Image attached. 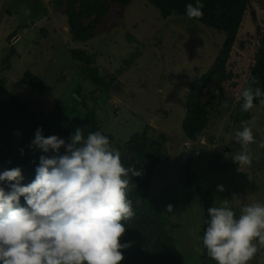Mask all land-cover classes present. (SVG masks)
Instances as JSON below:
<instances>
[{
  "label": "rangeland",
  "instance_id": "obj_1",
  "mask_svg": "<svg viewBox=\"0 0 264 264\" xmlns=\"http://www.w3.org/2000/svg\"><path fill=\"white\" fill-rule=\"evenodd\" d=\"M257 1L246 16L230 60L242 81L262 38L264 0ZM96 31L86 42L72 40L63 8L54 0H0V75L11 93L30 99L43 117L63 97L70 105L80 106L74 97L76 88L83 85L82 97L87 96L96 108L101 130L113 135L111 144L117 149L148 126L162 155L154 168L151 192L158 194L170 184L178 189L170 219L184 264H217L203 248L201 198L183 187L180 174L189 162L201 184L215 194V207L228 199L237 218L242 207L264 204V105L254 103L251 111L243 112L240 89L235 88L231 107L212 116L208 139L189 141L182 127L187 94L192 81L213 65L225 33L185 15L164 18L147 0H132L126 7L112 3ZM73 48L86 49L101 71L118 78L107 94L79 76L70 57ZM27 70L45 81L44 92L23 82ZM211 82L199 88L203 98ZM253 118L251 166L227 167L232 155L242 150L235 132ZM218 185H223V192ZM248 264H264V248H258Z\"/></svg>",
  "mask_w": 264,
  "mask_h": 264
},
{
  "label": "trees",
  "instance_id": "obj_2",
  "mask_svg": "<svg viewBox=\"0 0 264 264\" xmlns=\"http://www.w3.org/2000/svg\"><path fill=\"white\" fill-rule=\"evenodd\" d=\"M131 1L54 0L57 6L63 8L72 40L80 42H86L96 36V27L111 8L112 3L117 2L122 7H126ZM147 1L158 8L164 18L173 14L187 16L186 4L190 2L195 4V0ZM201 2L204 5L203 16L193 19L224 32L226 38L211 68L200 78L192 81L187 94V111L182 127L185 137L193 142L208 139L207 133L213 122L212 116L219 115L224 112V108L231 107V96L234 97L233 91L237 88L240 89L241 105L243 103L241 93L245 87H259L264 91V26L261 43L253 53L244 81L240 74L238 75L231 68L230 62L246 16L249 10L256 6L254 0H201ZM69 52L78 67L79 76L107 94L118 78L101 71L95 65L94 55L86 49L73 48ZM253 80L256 83H253ZM209 81L212 82L207 88L208 96L203 98L198 90ZM23 82L41 92L45 91V81L30 70L24 73ZM6 84V79L0 75V173L19 167L24 177L22 184L26 185L35 178L39 157L52 154L30 147L37 128H42L45 137L57 135L66 143L70 142L69 137L77 128L83 129L85 137L90 132L101 131L111 143L114 140L112 134L101 130L97 110L90 106L88 97H82L83 85L76 88L77 97H74L77 104H81L80 106L70 105L63 97L55 103L50 113L43 117L30 99H22L14 95ZM254 103L259 104V98L254 100ZM148 128L147 126L144 131L133 134L123 143L124 145H118L122 165L126 168H136L142 173L134 177L129 175L130 190L127 196L132 201L135 215L123 222L126 232L121 238V243H129L131 246L121 250L124 255L121 264H184L175 241L174 226L170 219L171 212L167 211L168 205H172L173 210L176 207L178 200L175 195L178 189L170 184L158 194L153 195L151 192L154 168L161 162L162 155L160 145L155 144ZM64 152L65 149L62 147L60 154ZM235 165L238 164L232 162L228 163L227 167ZM180 175L183 187L195 192L201 198L205 232L206 222L210 219L207 209L215 207V194L201 184L198 172L189 162L183 165ZM0 187L8 190L5 182H0ZM20 202L22 206H26L23 197L20 198ZM204 250L206 253L205 248Z\"/></svg>",
  "mask_w": 264,
  "mask_h": 264
},
{
  "label": "clouds",
  "instance_id": "obj_3",
  "mask_svg": "<svg viewBox=\"0 0 264 264\" xmlns=\"http://www.w3.org/2000/svg\"><path fill=\"white\" fill-rule=\"evenodd\" d=\"M203 7L201 0L187 3V17L202 18ZM241 97L243 112L251 111L257 98L264 105L259 87H245ZM254 126L255 118L235 132L242 150L232 159L239 168L252 164L249 145L255 142ZM69 140L45 137L37 128L30 147L52 154L39 157L35 178L22 184L19 167L0 173V182L8 188L0 187V264H121L124 260L121 250L131 245L121 243L126 232L123 222L135 215L127 196L129 175L142 173L122 165L119 150L101 131L85 137L77 128ZM217 190L223 192V185ZM21 197L26 206L21 205ZM167 211L172 212L173 206L168 205ZM240 212L237 218L228 199L207 209L210 219L202 243L217 264H248L258 248H264V204L253 202Z\"/></svg>",
  "mask_w": 264,
  "mask_h": 264
}]
</instances>
